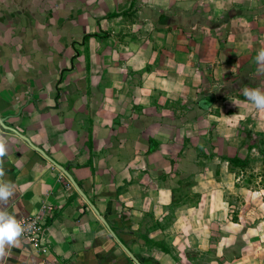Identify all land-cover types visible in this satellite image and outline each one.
I'll use <instances>...</instances> for the list:
<instances>
[{"label": "crops", "instance_id": "1", "mask_svg": "<svg viewBox=\"0 0 264 264\" xmlns=\"http://www.w3.org/2000/svg\"><path fill=\"white\" fill-rule=\"evenodd\" d=\"M262 48L264 0H0V116L142 264H264V110L243 95ZM0 139L4 207L44 222L6 264H135L57 167Z\"/></svg>", "mask_w": 264, "mask_h": 264}, {"label": "clouds", "instance_id": "2", "mask_svg": "<svg viewBox=\"0 0 264 264\" xmlns=\"http://www.w3.org/2000/svg\"><path fill=\"white\" fill-rule=\"evenodd\" d=\"M255 61L260 66L258 70L264 71V48L258 51ZM243 95L258 110H264V91L259 88H244ZM6 155L5 143L0 139V264H6L11 256V249L20 247L25 232L31 230V225L25 227L4 207L14 197L16 188L13 183L4 179L3 159Z\"/></svg>", "mask_w": 264, "mask_h": 264}, {"label": "water", "instance_id": "3", "mask_svg": "<svg viewBox=\"0 0 264 264\" xmlns=\"http://www.w3.org/2000/svg\"><path fill=\"white\" fill-rule=\"evenodd\" d=\"M6 117L5 116H0V127L6 130H9L13 133H15L17 136H19L21 139H23L31 148H33L35 151L39 152L45 159H47L49 162H51L55 167H57L64 175L65 177L69 180V182L73 185L75 190L79 193V195L85 200V202L90 206V208L95 212L99 220L104 224V226L107 228V230L110 232L111 236L115 238V240L120 244V246L124 249L126 254L129 256V258L135 263V264H142L141 261L128 249V247L121 242L119 237L116 235V233L111 229L110 225L104 218V216L98 211V209L95 207L93 202L89 200V198L86 196L84 191L81 189V187L78 185V183L75 181L73 176L68 170V167H64L57 163L53 158H51L43 149L40 147L36 146L33 144L30 139L18 131L16 128L13 126L7 124L5 122Z\"/></svg>", "mask_w": 264, "mask_h": 264}, {"label": "built area", "instance_id": "4", "mask_svg": "<svg viewBox=\"0 0 264 264\" xmlns=\"http://www.w3.org/2000/svg\"><path fill=\"white\" fill-rule=\"evenodd\" d=\"M42 214H28L22 215L17 220L20 221L25 227L31 225V230L26 231L22 238L28 240L35 248L41 245V234L44 227Z\"/></svg>", "mask_w": 264, "mask_h": 264}, {"label": "rangeland", "instance_id": "5", "mask_svg": "<svg viewBox=\"0 0 264 264\" xmlns=\"http://www.w3.org/2000/svg\"><path fill=\"white\" fill-rule=\"evenodd\" d=\"M132 7V6H131ZM259 170V169H258ZM191 178L190 177H188V178H185V179H181V180H179V184L182 186V187H185L186 185H188L189 183H190V180ZM196 197V195H192V196H189L188 198H190L193 202L195 201V198ZM230 198L232 199V203L235 205V207H240V203H239V199H235L233 196H230ZM181 199H185V198H181ZM239 200V201H238ZM172 210H173V208H170V211L167 213V215H165L164 217H162V220H160L159 222H158V220L153 224V226H155V225H157V224H160L159 225V227H160V229H161V226H163L164 224H166L170 219H171V214H172ZM234 218V217H233ZM165 242H168L167 240H165ZM161 246H166L163 242H158ZM167 248V247H166ZM168 250V249H167ZM194 255H195V253H194ZM184 258H181V256H179V254L177 255V257H178V260L179 261H183V260H187V262L188 263H191V264H198V262L196 261V260H194V259H191V255H190V252L189 253H184ZM195 256H197V255H195ZM189 261H191V262H189Z\"/></svg>", "mask_w": 264, "mask_h": 264}, {"label": "trees", "instance_id": "6", "mask_svg": "<svg viewBox=\"0 0 264 264\" xmlns=\"http://www.w3.org/2000/svg\"><path fill=\"white\" fill-rule=\"evenodd\" d=\"M84 38H86V36ZM238 165L243 166L244 164H238ZM110 227L116 233V235L119 237V235H118L117 231L115 230L114 226L110 225ZM153 245L160 247L161 250H163L165 252L167 251V248L164 247V246H161L158 242H153Z\"/></svg>", "mask_w": 264, "mask_h": 264}]
</instances>
